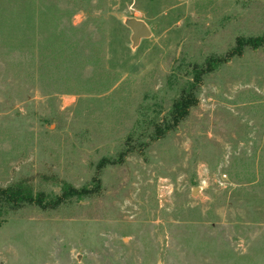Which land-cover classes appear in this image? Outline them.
<instances>
[{"label": "rangeland", "instance_id": "rangeland-1", "mask_svg": "<svg viewBox=\"0 0 264 264\" xmlns=\"http://www.w3.org/2000/svg\"><path fill=\"white\" fill-rule=\"evenodd\" d=\"M240 37L264 0H0V188L87 191L7 210L0 264H264V41Z\"/></svg>", "mask_w": 264, "mask_h": 264}, {"label": "trees", "instance_id": "trees-1", "mask_svg": "<svg viewBox=\"0 0 264 264\" xmlns=\"http://www.w3.org/2000/svg\"><path fill=\"white\" fill-rule=\"evenodd\" d=\"M264 41V38L251 37L238 39V47L241 51L244 46L258 47ZM223 59L211 57L207 61V67L201 68L197 65L193 68L192 79L188 82L187 88L184 89V93L179 99H177L171 108V122L167 124V128H172L180 124L184 120L192 106L197 103L196 90L203 81V76L210 72L214 67L217 66ZM122 155H125L123 153ZM59 186L62 190L61 195L57 196L56 199H48L44 191H36L32 182L28 179L23 178L16 183L9 185L5 188H0V226L4 220L3 216L9 209L18 208L26 203L36 204L41 208L55 207L61 202L73 198L82 197L87 194L86 189L75 188L65 180H59Z\"/></svg>", "mask_w": 264, "mask_h": 264}, {"label": "water", "instance_id": "water-1", "mask_svg": "<svg viewBox=\"0 0 264 264\" xmlns=\"http://www.w3.org/2000/svg\"><path fill=\"white\" fill-rule=\"evenodd\" d=\"M126 24L132 30L131 40L134 46L139 44L142 38L151 35L150 27L141 19L129 18L126 20Z\"/></svg>", "mask_w": 264, "mask_h": 264}]
</instances>
